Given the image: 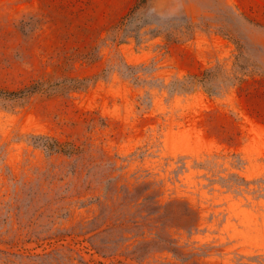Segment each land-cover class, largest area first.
Wrapping results in <instances>:
<instances>
[{"label":"rangeland","instance_id":"rangeland-1","mask_svg":"<svg viewBox=\"0 0 264 264\" xmlns=\"http://www.w3.org/2000/svg\"><path fill=\"white\" fill-rule=\"evenodd\" d=\"M0 264H264V0H0Z\"/></svg>","mask_w":264,"mask_h":264}]
</instances>
